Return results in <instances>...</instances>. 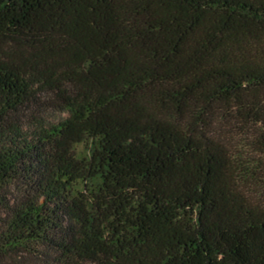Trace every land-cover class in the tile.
<instances>
[{"label":"trees","instance_id":"obj_1","mask_svg":"<svg viewBox=\"0 0 264 264\" xmlns=\"http://www.w3.org/2000/svg\"><path fill=\"white\" fill-rule=\"evenodd\" d=\"M0 264H264V0H0Z\"/></svg>","mask_w":264,"mask_h":264},{"label":"rangeland","instance_id":"obj_2","mask_svg":"<svg viewBox=\"0 0 264 264\" xmlns=\"http://www.w3.org/2000/svg\"><path fill=\"white\" fill-rule=\"evenodd\" d=\"M32 112H34V108L33 107H31V108H25L22 113L25 116H27V119H31ZM47 112H48L49 115H51L55 119H59L61 117L66 116V113L65 112H58V111H53V110H48ZM76 149L78 151L83 150L84 149V145L83 144H78L76 146Z\"/></svg>","mask_w":264,"mask_h":264}]
</instances>
